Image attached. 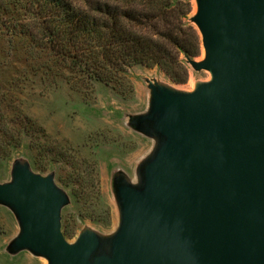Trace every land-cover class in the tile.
I'll return each mask as SVG.
<instances>
[{
  "label": "water",
  "instance_id": "1",
  "mask_svg": "<svg viewBox=\"0 0 264 264\" xmlns=\"http://www.w3.org/2000/svg\"><path fill=\"white\" fill-rule=\"evenodd\" d=\"M204 57H187L208 80L194 89L147 78L145 111L128 126L154 140L136 180L113 176L119 222L104 234L62 231L69 193L56 172L17 158L0 204L19 233L11 254L47 264H264V0H195Z\"/></svg>",
  "mask_w": 264,
  "mask_h": 264
},
{
  "label": "rangeland",
  "instance_id": "2",
  "mask_svg": "<svg viewBox=\"0 0 264 264\" xmlns=\"http://www.w3.org/2000/svg\"><path fill=\"white\" fill-rule=\"evenodd\" d=\"M174 1H180L184 21L199 32L190 20L195 0ZM29 2L0 0V182L11 180L17 158L29 159L43 175L55 171L56 182L71 197L62 211L66 238L74 241L86 226L110 234L119 222L113 176L122 170L136 180L138 163L154 145L152 138L128 126L129 115L148 107L146 79L192 90L211 74L196 71L183 54L176 79L159 65L126 66L110 83L71 70L38 45L41 33L29 15ZM26 29L34 30L36 40ZM203 57L201 42L194 59ZM19 230L14 212L0 204V264H47L29 251L8 252Z\"/></svg>",
  "mask_w": 264,
  "mask_h": 264
},
{
  "label": "trees",
  "instance_id": "3",
  "mask_svg": "<svg viewBox=\"0 0 264 264\" xmlns=\"http://www.w3.org/2000/svg\"><path fill=\"white\" fill-rule=\"evenodd\" d=\"M27 9L41 33L37 44L54 62L106 83L133 64L159 65L176 79L180 56L201 53L199 32L184 21L180 1L30 0ZM26 31L36 40L33 29Z\"/></svg>",
  "mask_w": 264,
  "mask_h": 264
}]
</instances>
